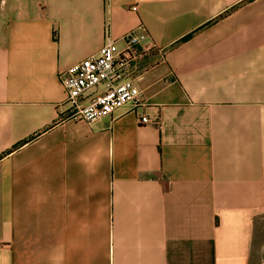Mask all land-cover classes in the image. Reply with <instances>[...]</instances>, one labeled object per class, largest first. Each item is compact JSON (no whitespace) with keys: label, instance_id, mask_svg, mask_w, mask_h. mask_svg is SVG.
Segmentation results:
<instances>
[{"label":"crops","instance_id":"obj_1","mask_svg":"<svg viewBox=\"0 0 264 264\" xmlns=\"http://www.w3.org/2000/svg\"><path fill=\"white\" fill-rule=\"evenodd\" d=\"M140 25L142 102L68 118ZM263 224L264 0H0V264H259Z\"/></svg>","mask_w":264,"mask_h":264},{"label":"built area","instance_id":"obj_2","mask_svg":"<svg viewBox=\"0 0 264 264\" xmlns=\"http://www.w3.org/2000/svg\"><path fill=\"white\" fill-rule=\"evenodd\" d=\"M125 47L107 38L97 54L86 57L60 73L69 105V115L76 121L89 124L110 116L127 103L142 102L140 90L134 82L132 71L155 47L143 26L122 36ZM103 92L96 93L98 86ZM143 124L156 123V118L142 116Z\"/></svg>","mask_w":264,"mask_h":264},{"label":"rangeland","instance_id":"obj_3","mask_svg":"<svg viewBox=\"0 0 264 264\" xmlns=\"http://www.w3.org/2000/svg\"><path fill=\"white\" fill-rule=\"evenodd\" d=\"M258 257L259 264H264V224L258 234Z\"/></svg>","mask_w":264,"mask_h":264}]
</instances>
